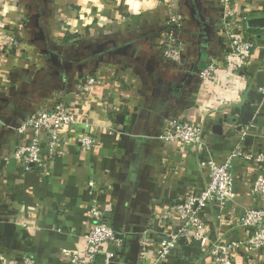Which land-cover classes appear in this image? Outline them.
Here are the masks:
<instances>
[{
    "label": "crops",
    "instance_id": "0c3cea01",
    "mask_svg": "<svg viewBox=\"0 0 264 264\" xmlns=\"http://www.w3.org/2000/svg\"><path fill=\"white\" fill-rule=\"evenodd\" d=\"M234 4L236 26L257 48L229 88L225 10L218 0H0V44L6 33L19 41L18 49L0 53V256L72 264L97 203L121 241L111 264H140V240L155 241L148 247L152 255L163 232L177 229L173 203L207 187L203 162L221 163L239 144L264 154V94L258 86L264 0ZM171 12L184 19L182 65L162 55ZM210 64L220 70L203 84L199 71ZM90 77L98 82L82 91ZM60 101L83 123L52 163L46 150L43 163L25 173L8 158L32 139V130L22 134L19 128ZM178 118L204 128L203 149H182L162 138ZM86 131L96 139L90 152L80 144ZM233 174L234 201L225 209L213 203L202 213L208 243L181 240L161 264H214L215 244L251 238L252 230L236 218L245 209L264 212V194L253 195L264 162L236 159ZM93 180L101 193L90 190ZM234 264H264V248H236Z\"/></svg>",
    "mask_w": 264,
    "mask_h": 264
},
{
    "label": "built area",
    "instance_id": "2783aa9c",
    "mask_svg": "<svg viewBox=\"0 0 264 264\" xmlns=\"http://www.w3.org/2000/svg\"><path fill=\"white\" fill-rule=\"evenodd\" d=\"M218 1L225 10L221 27L227 39L224 65L227 79L226 86L232 88V79L243 67L249 64L257 44L253 39L247 38L236 26L234 13L236 0ZM183 23V16L179 12H171L163 26L162 55L179 65L183 63L184 40L180 38ZM4 38V45L0 44V53L4 52L6 48H19L16 34L6 33ZM219 70L220 68L214 64L202 68L199 71V77L203 84L212 83ZM97 80L90 77L80 85V89L89 92L98 82ZM260 91L264 94V86L260 88ZM50 108L33 114L19 128L22 134H25L29 129L32 130V139L28 145L15 148L8 158L19 162L25 173L31 172L35 166L43 163V152L46 150L49 154L48 162L52 163L58 150L68 141L69 133L75 131L83 123L80 114L71 110L63 101ZM85 125L88 127L87 124ZM243 137L244 135H242ZM162 138L166 141L179 143L182 149L190 147L200 150L205 146L204 128L196 126L184 118L174 120ZM80 144L85 152H90L96 144V139L86 131L80 136ZM236 159L243 162L254 160L264 162V154L255 156L249 148L239 144L221 163H217L212 158H208L203 162L202 166L209 169L210 175L207 187L199 195L188 194L178 198L173 203L172 215L177 229L163 232L160 243L154 249L152 255L148 247H153L155 241L146 236L140 240L138 255L140 264H161L181 240L191 239L203 246L208 243L207 224L202 213L213 203H218L221 209H225L230 202L234 201L233 163ZM89 188L95 193H101L102 191V187L94 180L89 183ZM262 194H264V175L257 179L253 189V195L260 196ZM232 210V214H234L235 209ZM88 220L90 225L83 236V249L72 253V264H111L115 257L113 247L119 245L121 241L108 222V211L99 207L97 203H93L88 212ZM236 221L239 226L252 230L251 238L246 242L233 241L228 245L215 244L211 250L214 264H234V251L241 246H246L253 251L264 248L263 211L245 209L237 216ZM24 226L27 227V225ZM0 264L34 263L29 258L19 262L0 256Z\"/></svg>",
    "mask_w": 264,
    "mask_h": 264
},
{
    "label": "water",
    "instance_id": "95a60500",
    "mask_svg": "<svg viewBox=\"0 0 264 264\" xmlns=\"http://www.w3.org/2000/svg\"><path fill=\"white\" fill-rule=\"evenodd\" d=\"M258 86L259 87H263L264 86V73H260L258 76Z\"/></svg>",
    "mask_w": 264,
    "mask_h": 264
},
{
    "label": "trees",
    "instance_id": "16d2710c",
    "mask_svg": "<svg viewBox=\"0 0 264 264\" xmlns=\"http://www.w3.org/2000/svg\"><path fill=\"white\" fill-rule=\"evenodd\" d=\"M252 31V30H251ZM204 68V67H203Z\"/></svg>",
    "mask_w": 264,
    "mask_h": 264
}]
</instances>
